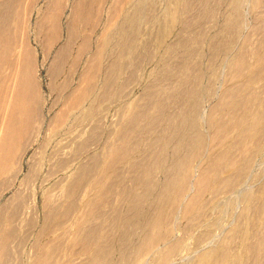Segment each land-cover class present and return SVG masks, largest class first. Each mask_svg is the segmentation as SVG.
<instances>
[{
  "label": "bare ground",
  "instance_id": "obj_1",
  "mask_svg": "<svg viewBox=\"0 0 264 264\" xmlns=\"http://www.w3.org/2000/svg\"><path fill=\"white\" fill-rule=\"evenodd\" d=\"M16 184L0 264L25 228L19 264H264V0H0V198Z\"/></svg>",
  "mask_w": 264,
  "mask_h": 264
},
{
  "label": "rangeland",
  "instance_id": "obj_2",
  "mask_svg": "<svg viewBox=\"0 0 264 264\" xmlns=\"http://www.w3.org/2000/svg\"><path fill=\"white\" fill-rule=\"evenodd\" d=\"M103 3V2H102ZM107 4V3H106ZM110 4V2L108 1V4H107V6H106V10H104V13H103V15H104V20H105V22L104 21H102L100 24L101 25H98V26H100V27H98L97 26V28L94 30L95 32L93 33V40H94V46L96 45V37L101 33V31L103 30V28H105L104 26H105V23H106V20L108 19V15H109V13H108V10L107 9H109L108 8V5ZM67 12H69V9L67 10ZM68 14V13H67ZM67 14L66 15H64V22L66 21V18H67ZM105 14L107 15V16H105ZM36 16V15H35ZM104 25V26H103ZM98 30V31H97ZM97 33H99V34H97ZM77 45V44H76ZM92 45V46H93ZM88 52V53H87ZM87 52H85L84 54H83V56H82V62L84 63L86 60H87V58L89 57V55L92 53V51H87ZM88 55V56H87ZM87 56V57H86ZM84 58V59H83ZM47 72H46V67L44 68V67H42V70H41V78H42V92H43V94H44V96H46L45 97V111L46 112H48V109H49V106H51L52 104H55V109H59L60 107H61V105H63V100L61 99V97H62V91H60V89H57V91L55 90L54 92H53V94H52V91H51V89H50V87H49V79H50V77L47 75ZM63 79V77H61V78H59V80L61 81ZM59 81V82H60ZM134 85V86H133ZM140 86V84H138L137 82H133V83H131L130 85H129V87H128V91H130L133 95H135L136 96V93H137V95L140 93V90H141V87H139ZM140 89V90H139ZM59 90V91H58ZM60 92V93H59ZM58 95H57V94ZM56 95V96H55ZM59 95H61V97L59 96ZM58 96H59V98H58ZM57 98V99H56ZM54 99V100H53ZM55 100H57V102L55 103L54 101ZM60 100V101H59ZM60 102V103H59ZM51 104V105H50ZM120 107V104L117 102H115L114 104H112L111 106H110V108H109V112H110V115H109V117H108V121H109V123L111 122V121H113V119L114 118H116V117H114V116H118V112H119V107ZM115 109V110H114ZM112 110V111H111ZM114 111V112H113ZM112 115H113V117H112ZM39 144H40V142H39V140H37L35 143H34V145L29 149V151L27 152V155H26V158H25V164L27 165L28 164V158L31 156V153L32 152H34L35 151V149H37L38 147L37 146H39ZM52 149V146H50L48 149H47V151H46V157H48V158H46V160L44 161V166H43V170H42V172H41V175L39 176V178H37V182H33L34 183V186L33 185H31V187H29V189H26L25 191H27L26 192V194H30V192H31V194L32 193H34L35 192V194H37L38 195V209H36V210H38L37 212L39 213V214H41V211H43V199H44V192L45 191H53L52 190V188H54V191H56L59 187L58 186H55V185H59L58 184V182L60 181V180H58V178L60 179L61 177H60V175L58 176V173H56V174H53V176L51 175L48 179H45V180H42V178L44 177V178H46L47 176H48V174H49V170H50V160H49V154H50V150ZM48 153V154H47ZM28 156V157H27ZM49 163V164H48ZM44 172V173H43ZM44 174H45V176H44ZM24 176V173L21 175V178ZM42 176V177H41ZM43 178V179H44ZM55 180V181H54ZM58 180V181H57ZM39 181H40V183H39ZM33 183H31V184H33ZM51 183V184H50ZM53 183V184H52ZM55 186V187H54ZM17 187H18V184H16V185H14L13 187H11V188H9V189H6L5 190V192L3 193V195H2V197L0 198V204L2 203V202H5V201H7V199L14 193V191L17 189ZM58 187V188H57ZM41 188V189H40ZM45 189V190H44ZM29 190V191H28ZM40 190H41V192H40ZM27 195L29 198H30V195ZM33 196H34V194H33ZM27 197V198H28ZM32 197V196H31ZM31 199H33V198H30V199H27V203H26V205L27 206H30V207H28L27 208V210L28 209H30L29 211L30 212H32L33 213V215L36 217V219H35V221L38 223L39 222V219L37 218V217H39V214L35 211V209H34V207H35V205H34V203H30V202H32L31 201ZM29 200V201H28ZM2 201V202H1ZM33 202H35L34 201V199H33ZM29 203V204H28ZM25 205V210H26V206ZM32 205V206H31ZM42 205V206H41ZM34 206V207H33ZM39 206H41V207H39ZM33 207V208H32ZM41 208V209H40ZM40 209V210H39ZM27 210H26V214L29 216V215H32V213H30L29 211V214L27 213ZM32 210V211H31ZM34 210V211H33ZM36 213H37V215H36ZM214 214H218V213H214ZM32 215V217L33 218H35L34 216ZM224 224L225 225H227L226 227H228V226H230L233 222L231 221V220H235V217L236 216H234L233 215V212H230L229 210H226L225 212H224ZM233 216H234V218H233ZM231 221V222H230ZM22 223V221L20 222V224ZM229 223V224H228ZM25 224H26V222H25ZM24 224V225H25ZM27 225H25L24 227H26ZM23 227V228H24ZM22 230H24V229H22ZM22 230H20L18 233H17V235H16V238H14L13 239V242L14 243H12V248L17 252V253H15V251H13V254L15 253V256L17 255H22L21 253H23V254H25L26 255V251L27 250H31L33 247H34V244H35V242L36 241H34V240H36L37 239V230L36 229H32V230H27L26 228H25V230L24 231H27L26 233L24 232V236H23V239L22 238H20V236H22L23 234H20V233H22L21 231ZM32 232V233H31ZM29 233H31V234H29ZM27 236H26V235ZM29 237V238H28ZM18 238H20V239H18ZM36 238V239H35ZM18 239V242L16 241ZM18 243V244H16V242ZM20 240H22V241H20ZM23 241H25V242H23ZM21 242H23V243H21ZM21 243V244H20ZM16 244V245H15ZM20 244V245H19ZM22 244H24V245H22ZM19 245V246H18ZM24 247V248H23ZM19 248V249H18ZM22 248V249H21ZM19 250L20 251H22L21 253L19 252ZM24 250V251H23ZM26 250V251H25ZM28 252V251H27ZM19 253V254H18ZM12 254V255H13ZM19 255V256H20ZM14 256V255H13ZM15 256L14 257H11V259L12 258H14V259H12V261H13V263H12V261L10 260V264L12 263V264H16V261L18 260V258H20L21 260H22V257L23 256H16L17 258H15ZM19 259V263H20V260ZM17 263H18V261H17ZM18 263V264H19Z\"/></svg>",
  "mask_w": 264,
  "mask_h": 264
}]
</instances>
